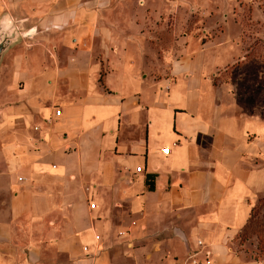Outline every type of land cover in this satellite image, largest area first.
Here are the masks:
<instances>
[{
	"label": "crops",
	"instance_id": "crops-1",
	"mask_svg": "<svg viewBox=\"0 0 264 264\" xmlns=\"http://www.w3.org/2000/svg\"><path fill=\"white\" fill-rule=\"evenodd\" d=\"M163 10L151 0H0V14L35 29L0 69V264H34L45 247L58 264H99L115 205L142 215L146 231L185 218L177 248L190 234L192 245H229L247 224L264 191V120L248 125L220 99L210 74L229 59L188 66L213 37L177 50L169 67L158 52L154 73L145 42Z\"/></svg>",
	"mask_w": 264,
	"mask_h": 264
},
{
	"label": "rangeland",
	"instance_id": "rangeland-1",
	"mask_svg": "<svg viewBox=\"0 0 264 264\" xmlns=\"http://www.w3.org/2000/svg\"><path fill=\"white\" fill-rule=\"evenodd\" d=\"M151 1L156 9L162 1L165 7L160 16L153 14L154 20L160 19L162 25L154 23L151 27L154 36L151 41L145 42L152 51L148 62L152 63L154 73L160 67L158 52L164 61L162 66L169 67L171 55L177 50L189 49L184 53L188 54L213 37L216 43L206 49L194 50L188 66L196 72L201 69L207 71L229 59L210 74L213 82L222 87L220 99L228 109L231 105V113L241 117L248 125L258 118L264 120V0ZM110 20L118 25V30L126 28L119 26V15L110 14ZM226 39H231L229 42L234 45L232 58L226 52L230 48ZM99 40L96 35L94 42L100 57L102 47ZM17 47L15 45L5 53L0 69L8 64L9 55ZM59 48L68 49L62 43ZM252 133L257 134L258 131L247 128V134ZM110 209L112 228L104 235L105 245H98L99 254L105 255L106 259L99 264H175L197 249L190 242L191 234L187 236V243L177 248L182 240L178 237V226L176 233L175 225L183 224L185 218L167 217L162 220V228L153 219L146 231L145 218L142 215L140 218L128 216L126 204ZM228 244L206 247L211 250L213 264H239L237 259L247 256L264 264V191L256 197L248 225ZM214 246L219 249L218 252ZM50 250L45 247L42 258L34 264H58L61 257L52 255Z\"/></svg>",
	"mask_w": 264,
	"mask_h": 264
},
{
	"label": "built area",
	"instance_id": "built-area-1",
	"mask_svg": "<svg viewBox=\"0 0 264 264\" xmlns=\"http://www.w3.org/2000/svg\"><path fill=\"white\" fill-rule=\"evenodd\" d=\"M59 112L60 110L56 109V113L58 114ZM168 150L169 148L167 146L161 148L162 152H168ZM140 169L141 167L139 166L136 168V170ZM207 246L209 245H207L203 239H197L195 245L197 249L188 254L184 259L178 260L177 264H213L212 253L210 249L206 248Z\"/></svg>",
	"mask_w": 264,
	"mask_h": 264
},
{
	"label": "water",
	"instance_id": "water-1",
	"mask_svg": "<svg viewBox=\"0 0 264 264\" xmlns=\"http://www.w3.org/2000/svg\"><path fill=\"white\" fill-rule=\"evenodd\" d=\"M0 16H10V13L7 11H4L0 14ZM12 28L15 29L14 31V36L15 39L14 41H7V40H0V63L2 61L3 56L5 55V53L15 44L19 43L23 37H28L30 35H32V33H34V27H30L25 29L23 27V25L19 22L14 20V23L12 25Z\"/></svg>",
	"mask_w": 264,
	"mask_h": 264
},
{
	"label": "clouds",
	"instance_id": "clouds-1",
	"mask_svg": "<svg viewBox=\"0 0 264 264\" xmlns=\"http://www.w3.org/2000/svg\"><path fill=\"white\" fill-rule=\"evenodd\" d=\"M143 3V0H141ZM101 3L106 8L110 3V0H101ZM14 19L10 16H0V40L14 41V31L12 28Z\"/></svg>",
	"mask_w": 264,
	"mask_h": 264
},
{
	"label": "trees",
	"instance_id": "trees-1",
	"mask_svg": "<svg viewBox=\"0 0 264 264\" xmlns=\"http://www.w3.org/2000/svg\"><path fill=\"white\" fill-rule=\"evenodd\" d=\"M146 183L148 184L149 189H152L154 187L150 176L147 177ZM250 218H251V216H250ZM250 218H249L247 224L242 228V230L248 225V223L250 222Z\"/></svg>",
	"mask_w": 264,
	"mask_h": 264
}]
</instances>
